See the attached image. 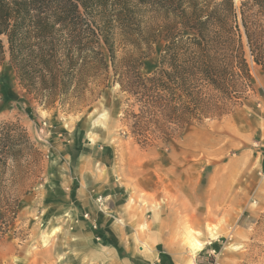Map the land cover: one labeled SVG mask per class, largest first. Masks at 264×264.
Segmentation results:
<instances>
[{"label":"rangeland","instance_id":"374dc122","mask_svg":"<svg viewBox=\"0 0 264 264\" xmlns=\"http://www.w3.org/2000/svg\"><path fill=\"white\" fill-rule=\"evenodd\" d=\"M102 1L92 16L97 26L110 24L117 68L137 60L139 73L151 77L167 38H180V0ZM193 1L204 15L218 3ZM243 1L233 0L238 14ZM68 37L58 32L54 40ZM243 42L252 79L239 103L149 145L131 133L128 95L106 46L109 73L87 69L66 95L30 92L7 52L0 208L11 211L2 223L0 264H148L146 251L161 264H264V67L254 63L245 36ZM57 53L64 61V51ZM118 219L125 223L120 237L111 232ZM190 236L205 244L194 257Z\"/></svg>","mask_w":264,"mask_h":264},{"label":"trees","instance_id":"16d2710c","mask_svg":"<svg viewBox=\"0 0 264 264\" xmlns=\"http://www.w3.org/2000/svg\"><path fill=\"white\" fill-rule=\"evenodd\" d=\"M99 1L104 2L0 0V68L8 52L30 92L66 95L87 69L109 73L101 50L106 46L116 83L128 95L125 119L132 122L131 133L149 145L157 140L168 142L193 124L224 115L229 102L239 103L242 86H249L252 79L244 36L254 63L264 67V0L243 1L239 14L233 0H218L206 15L204 7L193 0H180V38H167L160 67L151 77L139 73L137 60L122 70L117 68L107 31L110 24L105 21L97 26L92 16ZM135 1L140 6L149 4V0ZM64 31L69 32V39L55 42L54 36ZM2 37L7 39V51ZM58 50L64 51V61ZM55 96L49 104L56 102ZM135 105L139 113L131 110ZM10 211L0 208V236L6 233L2 223ZM11 213L16 215L14 210Z\"/></svg>","mask_w":264,"mask_h":264},{"label":"crops","instance_id":"0c3cea01","mask_svg":"<svg viewBox=\"0 0 264 264\" xmlns=\"http://www.w3.org/2000/svg\"><path fill=\"white\" fill-rule=\"evenodd\" d=\"M77 140H79V137H77ZM119 222V223H118ZM120 222H122V224L120 223ZM96 224L97 223V217L95 218V220L93 221V224ZM125 226V223H124V221L123 220H116L113 224H112V233H113V235L115 236H119L120 237V234H121V232H122V229H123V227ZM95 228V227H94ZM121 247V246H120ZM102 248H104V249H106V247H104V246H102ZM122 250L124 251V253H128V251L127 250H125V249H123L122 248ZM116 254H117V257L118 258H120V255H119V253L118 252H116ZM153 258L152 259H149V258H143L144 259V261H146V263H148V264H153L154 263V261H157V263L156 264H161V260H160V258L158 257V254H154L153 256H152ZM123 260H127V258H123Z\"/></svg>","mask_w":264,"mask_h":264},{"label":"bare ground","instance_id":"6f19581e","mask_svg":"<svg viewBox=\"0 0 264 264\" xmlns=\"http://www.w3.org/2000/svg\"><path fill=\"white\" fill-rule=\"evenodd\" d=\"M121 224H122V222H120ZM210 237L212 238V239H215L216 238V236L214 235V234H211L210 235ZM190 238H192L191 236H190ZM189 241H190V247H191V252H192V256L194 257L195 255H197L199 252H201V250H203L204 249V247H205V244L204 243H202V242H199V241H197V240H195V238L193 239H189ZM147 252V256H145V258H149V259H152L153 257V255L152 256H150L149 255V251H146ZM195 261H192V263L191 264H196V263H194ZM188 264V263H187Z\"/></svg>","mask_w":264,"mask_h":264},{"label":"built area","instance_id":"2783aa9c","mask_svg":"<svg viewBox=\"0 0 264 264\" xmlns=\"http://www.w3.org/2000/svg\"><path fill=\"white\" fill-rule=\"evenodd\" d=\"M45 125H46V124H45ZM88 217H89L88 215H85V218H86V219H88Z\"/></svg>","mask_w":264,"mask_h":264}]
</instances>
